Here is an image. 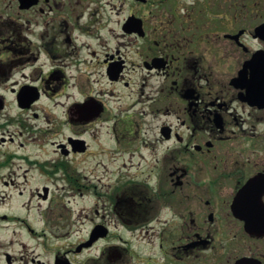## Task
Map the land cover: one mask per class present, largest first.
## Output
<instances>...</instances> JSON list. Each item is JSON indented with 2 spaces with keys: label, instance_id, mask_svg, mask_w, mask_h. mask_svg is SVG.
I'll return each mask as SVG.
<instances>
[{
  "label": "flooded vegetation",
  "instance_id": "flooded-vegetation-1",
  "mask_svg": "<svg viewBox=\"0 0 264 264\" xmlns=\"http://www.w3.org/2000/svg\"><path fill=\"white\" fill-rule=\"evenodd\" d=\"M263 23L264 0H0V225L27 234L0 264H264Z\"/></svg>",
  "mask_w": 264,
  "mask_h": 264
},
{
  "label": "rangeland",
  "instance_id": "rangeland-1",
  "mask_svg": "<svg viewBox=\"0 0 264 264\" xmlns=\"http://www.w3.org/2000/svg\"><path fill=\"white\" fill-rule=\"evenodd\" d=\"M240 9L242 12L245 11V9H243L242 3L240 4ZM243 15V14H242ZM229 21L226 20L225 22V26L228 27H238L239 26H244L247 25L250 26L249 24L253 21H251L249 18L248 19H241L240 21H235V20H231L229 19ZM262 19H258L255 22H260ZM229 22V23H228ZM235 24V25H234ZM16 196H12V197H8L6 200H2L0 201V211H4V209H7L8 205L12 204L11 206H15L17 204V200L15 198ZM65 201H67V197L65 198ZM79 202V205H76L78 208L81 209V220H85L86 219V213L87 210H85V207L89 206L88 203V198L85 199H78L77 200ZM48 230L50 228H47ZM88 230V225H84L83 222H81V227H80V235H84L87 233ZM26 239L27 238V234L24 232V229L22 228V226H20L19 224H14V223H6L3 225H0V239Z\"/></svg>",
  "mask_w": 264,
  "mask_h": 264
},
{
  "label": "water",
  "instance_id": "water-1",
  "mask_svg": "<svg viewBox=\"0 0 264 264\" xmlns=\"http://www.w3.org/2000/svg\"><path fill=\"white\" fill-rule=\"evenodd\" d=\"M260 28H264V23H263L261 26H259V29H260ZM263 34H264V33H263ZM259 59H260V60H261V59L264 60V57H259ZM259 59H257V60H259ZM252 61H253V59H252V60H247V62L245 63V66H244V70L240 73L239 78H240L241 76L245 75L244 72H246V68H248L249 64L252 63ZM242 78H244V77H242Z\"/></svg>",
  "mask_w": 264,
  "mask_h": 264
}]
</instances>
